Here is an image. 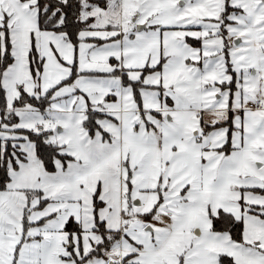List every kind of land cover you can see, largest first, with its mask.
I'll use <instances>...</instances> for the list:
<instances>
[{
  "label": "snow or ice",
  "instance_id": "1",
  "mask_svg": "<svg viewBox=\"0 0 264 264\" xmlns=\"http://www.w3.org/2000/svg\"><path fill=\"white\" fill-rule=\"evenodd\" d=\"M0 264H264V0H0Z\"/></svg>",
  "mask_w": 264,
  "mask_h": 264
}]
</instances>
